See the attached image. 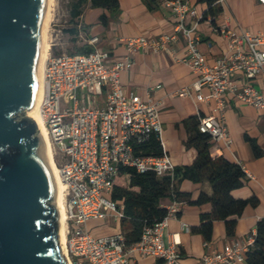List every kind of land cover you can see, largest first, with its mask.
<instances>
[{
	"label": "built area",
	"instance_id": "built-area-1",
	"mask_svg": "<svg viewBox=\"0 0 264 264\" xmlns=\"http://www.w3.org/2000/svg\"><path fill=\"white\" fill-rule=\"evenodd\" d=\"M159 1L176 21L172 33L120 38L126 53L114 63L109 62L107 52L96 47V37L88 41L93 47L90 52L55 55L49 52L45 63L39 114L64 186L67 264H128L133 253L155 257L161 264H181L177 247L180 242L173 235L167 245L164 234L168 221L178 217L185 201L172 200L166 208V216L145 229L140 241L130 247L125 245L122 235L96 239L87 229L90 220L115 223L124 218L122 205L108 198L122 169L133 168L138 173L151 171L158 177L172 175L175 169L161 142L159 109L162 103L153 98V89L142 100L137 95L127 96L121 84L120 75L131 69L136 54H170L178 35L185 38L186 53L177 61L198 74V80L174 95L189 98L194 104L209 98L215 100L212 114L197 113L196 117L198 131L207 135L210 143H222L231 151L232 140L224 121L225 95L264 110V93L235 80L236 74L247 81L264 78V33L237 32L226 16L217 31L227 43V54L214 65H208L199 50V38L195 36L203 13L191 0ZM227 1L215 0L214 4L222 11ZM257 2L264 7V0ZM203 88L210 91L209 97L202 95ZM153 135L160 141L162 155L144 156L139 147ZM241 168L251 177L243 166ZM125 177L128 179V175ZM182 228L189 231L185 223ZM255 237L256 230H253L244 241H231L221 249L205 241L199 264H246V255Z\"/></svg>",
	"mask_w": 264,
	"mask_h": 264
},
{
	"label": "crops",
	"instance_id": "crops-1",
	"mask_svg": "<svg viewBox=\"0 0 264 264\" xmlns=\"http://www.w3.org/2000/svg\"><path fill=\"white\" fill-rule=\"evenodd\" d=\"M196 9L202 12L203 7L198 6ZM102 15L106 16L104 23L99 21ZM226 16L230 19V26L237 32L243 30L252 35L264 33V7L257 0H228L215 20L207 18L200 21L195 31V36L199 38V50L208 65H214L227 54V43L217 31L223 26ZM71 22L74 33L68 34L74 40L77 54H81L85 49L91 51L93 47L88 41L96 37V47L107 52L110 56L109 62L114 63L121 60L126 53L120 38L170 34L176 21L172 13L160 2L151 5L147 0H119V8L112 12L100 8L93 9L88 5L82 14ZM170 49V54H136L131 69L121 73L120 81L127 96L137 95L142 100H145L147 92L153 89V98L162 103L159 109L161 142L174 167H185L190 166L197 155L195 148L187 145L197 113L202 116L212 114L216 102L209 98L205 102L194 104L189 98L174 95L179 89L196 82L198 74L177 61L186 53V40L181 34ZM235 80L240 84L254 86L264 93L262 77L247 81L242 75L236 74ZM201 92L204 97L210 95L207 88H203ZM224 98V121L232 140L231 151L222 143H210L209 152L214 159L224 157L245 168L251 177L246 176L245 184L234 190L232 195L240 199L255 196L258 204L244 210L242 216L236 220L232 236L226 234L222 221L213 222L210 242L215 249H221L231 241H244L249 233L255 230L257 221L264 218V110H257L228 94ZM250 140L258 146V156L255 155ZM177 188L180 192L190 194L192 203H186L178 217L168 221L164 242L168 245L171 237L175 235V239L180 242L177 246L181 253L180 263L199 264L204 253L205 237L198 228L201 225V215L211 212V204L208 201L197 204L196 201L201 194L210 198L212 188L207 181L193 183L188 180L180 182ZM170 203V200H164L162 206L167 208ZM182 223L188 225V232L182 228ZM87 229L92 237L99 239L123 235L128 227L123 225L121 220L106 223L98 219L90 220ZM161 263V260L155 257H142L138 253H133L128 260V264Z\"/></svg>",
	"mask_w": 264,
	"mask_h": 264
},
{
	"label": "water",
	"instance_id": "water-1",
	"mask_svg": "<svg viewBox=\"0 0 264 264\" xmlns=\"http://www.w3.org/2000/svg\"><path fill=\"white\" fill-rule=\"evenodd\" d=\"M47 0H0V264H67L37 97Z\"/></svg>",
	"mask_w": 264,
	"mask_h": 264
},
{
	"label": "trees",
	"instance_id": "trees-1",
	"mask_svg": "<svg viewBox=\"0 0 264 264\" xmlns=\"http://www.w3.org/2000/svg\"><path fill=\"white\" fill-rule=\"evenodd\" d=\"M159 0H147V3L155 5ZM215 0H191L194 7H203L202 18L215 20L221 13V9L214 4ZM93 9L100 8L107 11H115L119 8V0H76L70 9V20H74L82 14L86 6ZM101 23L106 21V16L99 18ZM68 32L74 33V29ZM90 52L88 49L81 54ZM255 155L260 150L253 140H250ZM187 145L195 148L197 155L190 166L175 167L172 175L166 174L158 177L154 172L138 173L133 168H124L120 174L128 175L126 186H114L108 198L123 207L124 218L121 223L128 227L122 235L124 243L130 247L138 243L145 229L154 226L167 214V209L162 206L164 200H181L191 202L188 193L180 192L177 185L184 180L193 183L207 181L212 188L210 198L200 195L197 204L208 201L211 204V212L201 215V225L198 231L203 234L206 242L211 241V231L214 221L224 223L226 234H234L236 220L240 218L247 207H255L258 200L255 196L247 199L235 198L232 192L241 188L246 182V174L241 166L224 157L212 158L209 152V137L201 134L197 129V120L187 139ZM144 156L159 157L162 155L161 144L153 135L139 147ZM256 237L253 247L246 255V264H264V218L257 221Z\"/></svg>",
	"mask_w": 264,
	"mask_h": 264
},
{
	"label": "bare ground",
	"instance_id": "bare-ground-1",
	"mask_svg": "<svg viewBox=\"0 0 264 264\" xmlns=\"http://www.w3.org/2000/svg\"><path fill=\"white\" fill-rule=\"evenodd\" d=\"M56 6H57V0H47L46 14L41 28V35L43 38V55H42V60L38 75L37 97H36L35 105L32 108V110L28 112V115L37 121L45 143L46 157L56 185V206L61 214L60 241H61L63 253L65 255V208L63 202L64 186L58 168L55 165L52 143L50 141L47 129L44 125V121L39 114V104L43 93V72L45 68V63L48 60L50 46H51L50 43L48 42V31H49L50 23L52 22L53 16L56 12Z\"/></svg>",
	"mask_w": 264,
	"mask_h": 264
},
{
	"label": "rangeland",
	"instance_id": "rangeland-1",
	"mask_svg": "<svg viewBox=\"0 0 264 264\" xmlns=\"http://www.w3.org/2000/svg\"><path fill=\"white\" fill-rule=\"evenodd\" d=\"M75 1L76 0H57L56 12L48 31V42L51 45L50 55L60 53L75 54L78 50L74 40L68 34V31L72 28L69 13L71 5ZM115 183L121 186L127 185L126 177L122 175L117 177Z\"/></svg>",
	"mask_w": 264,
	"mask_h": 264
}]
</instances>
